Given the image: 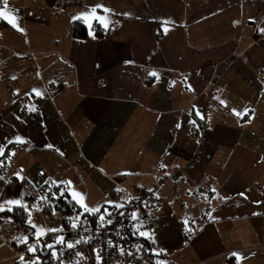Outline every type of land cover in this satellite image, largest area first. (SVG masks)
Returning <instances> with one entry per match:
<instances>
[{
    "label": "crops",
    "instance_id": "1",
    "mask_svg": "<svg viewBox=\"0 0 264 264\" xmlns=\"http://www.w3.org/2000/svg\"><path fill=\"white\" fill-rule=\"evenodd\" d=\"M97 5L111 10L97 8L104 22L82 19L88 34L75 37L74 17ZM9 10L0 145L19 141L7 144L0 199L36 203L50 178L80 194L70 196L83 213L146 188L161 202L154 264H264V0H7ZM33 214L62 234L78 215ZM9 222L0 215V264H24L18 240L35 229L8 236Z\"/></svg>",
    "mask_w": 264,
    "mask_h": 264
},
{
    "label": "built area",
    "instance_id": "2",
    "mask_svg": "<svg viewBox=\"0 0 264 264\" xmlns=\"http://www.w3.org/2000/svg\"><path fill=\"white\" fill-rule=\"evenodd\" d=\"M260 81H264V67L259 73ZM177 177L181 176L180 171H177ZM212 190L211 182L199 185L197 194L206 196ZM36 198L33 195H28L25 202L30 206L33 205ZM124 207L120 209H112L110 219L113 223L105 228H99L98 220L96 223L89 217H81V220L88 228L87 232L71 229L72 232L78 233V238L93 237L90 243H81L74 249H65L59 260L55 259L52 254L42 258L36 253L29 252V245H25L17 252L18 257H23L24 264H28L30 260L39 257L42 264H75L77 259L76 252L84 254V259H80V264H96V255L93 249H103L101 256L103 264H153L156 256V243L154 241V218L157 209L161 208V202L154 190L146 188H137L132 192H128L125 202L121 203ZM121 213H124L123 215ZM135 213L138 217L133 221L130 217ZM135 225V227H133ZM149 234V238L140 236L136 229ZM5 234L8 236L15 235V226L9 222L5 227ZM75 239V240H76ZM73 240V241H75ZM112 240L115 244L123 247L124 254L122 255L119 247L110 248L107 241ZM131 252L132 255L127 253Z\"/></svg>",
    "mask_w": 264,
    "mask_h": 264
},
{
    "label": "snow or ice",
    "instance_id": "3",
    "mask_svg": "<svg viewBox=\"0 0 264 264\" xmlns=\"http://www.w3.org/2000/svg\"><path fill=\"white\" fill-rule=\"evenodd\" d=\"M7 4V0H0V5H5ZM97 8H101L104 12H110V9L104 8L103 5H97V6H93L89 11H86L85 13H81L79 16L74 17V19H87L88 16H93L95 17L99 22H104V18L103 17H97L96 13H97ZM11 12V15L9 14V12H5V11H0V18L5 19L9 24H11L13 27H18L17 23H16V18H15V10H9ZM105 27H107V23H105ZM150 75H156L155 73H151ZM35 95L37 96H43V93L38 92L36 90H33ZM221 103H223V101H221ZM30 111H36L35 106H33ZM19 119V118H18ZM177 127H179V125H177ZM19 141V138H17V140H8L6 144H2L0 145V167L4 166V160L8 159L11 155H14L15 153L7 148V144L8 143H16ZM51 147V146H49ZM7 154V155H6ZM163 167V165H162ZM17 178L18 179H23V177H20L19 174L17 173ZM41 175H43V173H41ZM4 177L3 175H0V180H3ZM9 183L11 181H8ZM65 182L60 181H51L50 178L49 180L45 181V184L48 185L47 189H43V194L38 198L37 202L34 203L33 205H29L28 203L23 201V197L21 196L20 198H16V199H0V212H4V211H9L12 212L15 210V208H22L24 209V211L27 213V218H26V222L29 224V226L32 229H35V231L32 233V236L34 238V243L29 245V252L33 253V255H35V253L37 251L43 252L45 249L48 250L52 256L59 260L60 257L63 255V252L65 249H74L77 245L81 244V243H90L91 240L93 239V237L88 236L86 238H78L75 241H67L65 239V237L63 235H57V236H53L52 237V242L51 243H45L43 242V238L47 237L49 235V233H56V232H63V228L60 229H45L43 226H39L37 224L34 223L33 219H32V213L33 211H41L43 210L41 205H47L50 204L51 200L53 199H59L64 197V191L63 190H59L58 192H52V188L56 187L57 189H60V186L62 184H64ZM68 184H70L71 182H67ZM117 191H121V189H117ZM69 195L71 196H77L80 195L78 193L70 192ZM83 201V197L82 195L80 196V202L82 204ZM108 207L104 208V211L101 212L100 208L103 206H98L97 208H89L86 205H83L84 211L92 214V215H97V220H98V226L99 228H105L107 226H110L113 223V220L110 219V217L112 216V212L109 211L110 208H116V209H120L122 207H124V205L121 204H116L113 202H107ZM54 214V213H53ZM122 215L124 213H121ZM81 216L82 214L78 213V215L75 218H69L70 220V226L72 229L74 230H80L83 232H87L88 228L86 227L85 223L81 220ZM133 221L137 220L138 217L136 216L135 213L131 214L130 217ZM10 220V218H9ZM11 222V220H10ZM133 227H135V225H133ZM137 232L139 233L140 236H144L145 238H149V234L145 233V232H141L139 231V229H136ZM28 239L29 237L27 235H25L24 237L20 238L18 240L19 243H23L25 245L28 244ZM107 245L110 248H117L119 247V250L121 252V254H124V249L123 247H120L119 245L115 244L112 240H108L107 241ZM59 246V248L57 247ZM103 249H93L95 255H96V264H103V260H102V256H101V251ZM128 255H132L131 252L127 253ZM236 255V254H233ZM76 256L79 258L77 259V261L75 262V264H80V259H84V254L80 253V252H76ZM21 260H23V257H21ZM28 264H42V262L40 261L39 257L36 256L35 259L30 260L28 262ZM62 264V262H61Z\"/></svg>",
    "mask_w": 264,
    "mask_h": 264
},
{
    "label": "trees",
    "instance_id": "4",
    "mask_svg": "<svg viewBox=\"0 0 264 264\" xmlns=\"http://www.w3.org/2000/svg\"><path fill=\"white\" fill-rule=\"evenodd\" d=\"M2 6H4V5H0V8ZM92 29L100 37L107 35L106 30L104 28H102L100 25L93 26ZM70 30L75 37L85 38L88 34L89 28L87 27V25L84 23V21L82 19H77V20H74L71 22ZM198 122H200L201 127H203V120L198 119ZM47 187H48L47 184H44L41 187H39L40 196L43 194L42 190L47 189ZM59 190L64 191V193H65L64 197L59 198V199H53V200H51L50 204L41 205L43 210H41L40 212H42L44 214H53L56 210H58V208H61L68 213H75V214L80 213V214H82V217L89 215V217L93 220V222L96 223L97 215H92V214H89L87 212L82 213L80 210V207L71 198V196L69 195L67 190L62 189L61 186H60V189H57L56 187L52 188V192H58ZM103 211L104 210H102L101 212H103ZM3 214L8 216L11 220V223L14 224L16 227H25L27 225V222H26L27 213L22 208H15V210L12 212H9V211L0 212V215H3ZM63 220L65 221L66 225H69V227H70L69 229L66 230V232H64L65 234L58 233V232L49 233V235L47 237L43 238V242L51 243L52 237L57 236V235H63L67 241H73L77 238L78 233L71 231L72 228L70 226L69 218H64ZM33 240L34 239L31 238L28 241V244L33 242ZM23 246H25V244H22L20 248H22ZM57 247L59 248V246H57ZM36 254L42 258H45V257H48L50 255V252L45 249L43 252L37 251Z\"/></svg>",
    "mask_w": 264,
    "mask_h": 264
},
{
    "label": "rangeland",
    "instance_id": "5",
    "mask_svg": "<svg viewBox=\"0 0 264 264\" xmlns=\"http://www.w3.org/2000/svg\"><path fill=\"white\" fill-rule=\"evenodd\" d=\"M36 216L33 214L32 215V219L34 220V219H38V220H41L40 218H35ZM36 222H38L37 220H35ZM38 223H40V222H38ZM15 226V225H14ZM20 228H24V227H18V229H20Z\"/></svg>",
    "mask_w": 264,
    "mask_h": 264
}]
</instances>
